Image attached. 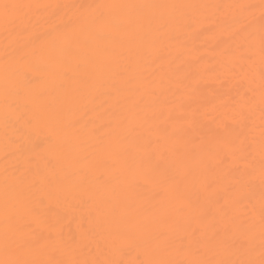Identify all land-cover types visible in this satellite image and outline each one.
<instances>
[{"label": "bare ground", "instance_id": "obj_1", "mask_svg": "<svg viewBox=\"0 0 264 264\" xmlns=\"http://www.w3.org/2000/svg\"><path fill=\"white\" fill-rule=\"evenodd\" d=\"M0 264H264V0H0Z\"/></svg>", "mask_w": 264, "mask_h": 264}, {"label": "snow or ice", "instance_id": "obj_2", "mask_svg": "<svg viewBox=\"0 0 264 264\" xmlns=\"http://www.w3.org/2000/svg\"><path fill=\"white\" fill-rule=\"evenodd\" d=\"M4 7H5V8H7L8 6H7V5H5Z\"/></svg>", "mask_w": 264, "mask_h": 264}]
</instances>
